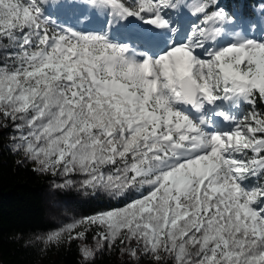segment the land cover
<instances>
[{"label":"snow or ice","instance_id":"1","mask_svg":"<svg viewBox=\"0 0 264 264\" xmlns=\"http://www.w3.org/2000/svg\"><path fill=\"white\" fill-rule=\"evenodd\" d=\"M0 148L96 204L41 255L264 264V0H0Z\"/></svg>","mask_w":264,"mask_h":264},{"label":"trees","instance_id":"2","mask_svg":"<svg viewBox=\"0 0 264 264\" xmlns=\"http://www.w3.org/2000/svg\"><path fill=\"white\" fill-rule=\"evenodd\" d=\"M226 6L239 2L253 5L257 0H221ZM46 177L18 167L15 158L0 148V259L5 264L31 261L29 247L24 241L33 233L52 228L48 220L45 201ZM96 206L86 200L74 202L79 215L90 212ZM75 245L64 253L61 264H76Z\"/></svg>","mask_w":264,"mask_h":264},{"label":"rangeland","instance_id":"3","mask_svg":"<svg viewBox=\"0 0 264 264\" xmlns=\"http://www.w3.org/2000/svg\"><path fill=\"white\" fill-rule=\"evenodd\" d=\"M78 200L85 199L71 194L53 193L50 189L49 180L48 178L46 179L45 201L48 209L47 217L52 224V228L66 218L67 213L79 215L74 207V202ZM29 249L31 252V261L20 264H61L64 253L70 250L69 248L52 249L47 254L41 255L33 248L29 247ZM119 260L120 258L118 256H112L110 259L101 261L100 264H119ZM0 264L5 263L0 259Z\"/></svg>","mask_w":264,"mask_h":264}]
</instances>
